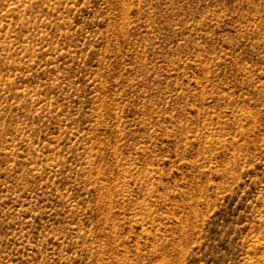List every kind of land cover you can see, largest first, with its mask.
I'll use <instances>...</instances> for the list:
<instances>
[{"label":"rangeland","instance_id":"374dc122","mask_svg":"<svg viewBox=\"0 0 264 264\" xmlns=\"http://www.w3.org/2000/svg\"><path fill=\"white\" fill-rule=\"evenodd\" d=\"M0 264H264V0H0Z\"/></svg>","mask_w":264,"mask_h":264}]
</instances>
